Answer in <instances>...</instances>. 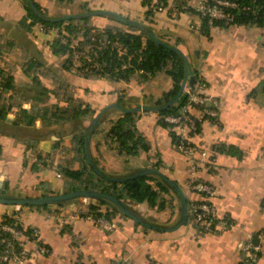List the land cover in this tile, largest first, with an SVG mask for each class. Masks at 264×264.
<instances>
[{
	"label": "crops",
	"instance_id": "obj_1",
	"mask_svg": "<svg viewBox=\"0 0 264 264\" xmlns=\"http://www.w3.org/2000/svg\"><path fill=\"white\" fill-rule=\"evenodd\" d=\"M33 1L49 18L106 10L143 24L187 57L190 68L206 81L208 93L219 100L220 110L217 121L205 120L193 138L210 156L194 172L176 150L172 129L159 124L155 111L136 112L135 124L148 150L135 156L119 154L117 143L106 133L124 112L112 105L121 99L126 110L154 106L172 89L171 77L165 70L146 79L138 73L127 82L85 77L77 66L65 67L64 55L53 53L50 29L45 31L41 23L30 28L22 24L26 0H0V82L6 77L11 81L10 88L0 83V106L9 108L6 119L0 120V184L9 194L65 191L61 168L84 166L73 138L85 133L92 118L106 107L89 145L91 158L104 173L122 177L142 168L157 169L182 188L190 203L201 198L188 188L192 175L217 191L213 200L217 221L208 234L198 232L189 221L172 231L145 228L121 212L113 215L116 228L111 231L84 216L70 220L72 212L86 211V203L19 210L0 204V217L13 216L36 228L50 247L48 255L35 256L30 263L240 264L237 244L250 239L259 247L256 264H264V92L255 91L264 80V26L231 24L206 33L199 11L203 0H166L165 7L149 17L143 0ZM111 19L92 16L88 25L121 27ZM36 80L46 91L35 90ZM79 106L94 115L58 121L51 114ZM26 116L34 117L29 125ZM158 203L164 207L147 201L130 206L152 224L174 226L180 218L176 194L161 193ZM28 249L33 250L34 244Z\"/></svg>",
	"mask_w": 264,
	"mask_h": 264
},
{
	"label": "trees",
	"instance_id": "obj_2",
	"mask_svg": "<svg viewBox=\"0 0 264 264\" xmlns=\"http://www.w3.org/2000/svg\"><path fill=\"white\" fill-rule=\"evenodd\" d=\"M64 2L68 0H58ZM241 5L250 6L248 12H241L239 10H226L230 16V20L213 19L208 16H202V27L206 33H209L212 27H225L231 24H257L264 26V0H238ZM44 14L41 7L33 0H26V17L22 20V24L30 28L32 24L41 23L48 27L58 28L60 33L65 32L68 39L67 44H61V39H56L52 42L51 48L54 54H68L69 57L65 60V67L70 68L72 65L71 54L69 51V43L77 38L78 34H82L89 42V36L93 32V28L88 25L90 18L84 17L80 19H60L49 18L46 21L40 18L34 11L32 5ZM143 4L147 7V16L153 14L155 3L153 0H143ZM166 5V0H164ZM154 7V8H153ZM45 15V14H44ZM46 16V15H45ZM112 19L126 26L125 29L109 28L100 30L99 36L105 37L108 41L105 46L100 49H95L93 54L94 61L88 65L97 64L96 68H91L92 73L83 74L85 77H106L112 80L130 81L135 74H140L142 78L146 79L150 75L165 70L171 77L173 87L169 92L163 94L162 98L155 102L154 106H161L172 100L179 92L181 83L186 74V66L183 57L174 50L159 44L148 33L137 30L131 24L120 19L112 17ZM30 19L29 24L27 20ZM152 32L151 29H149ZM159 38V37H158ZM160 39V38H159ZM162 40V39H160ZM163 41V40H162ZM167 43V42H166ZM123 52L121 53V51ZM190 68V66H189ZM84 69V66L81 68ZM143 72H140V71ZM191 76L194 77V83L199 78L198 74L190 68ZM4 88L11 87L9 77L4 78L0 82ZM39 92H44L46 89L41 86L40 82L36 80L34 85ZM255 91L264 92V80L260 83ZM187 101V94L183 93L179 101L165 110L158 112L160 115L159 124L163 127H170L171 125L165 120V117L170 114H178L179 108ZM119 104L122 106L123 102L120 99ZM8 107L0 106V120H5L8 113ZM25 114V111H22ZM89 108H74L71 112L62 109H56L51 114L56 120H80L84 117L92 116ZM136 113H123L120 118L114 121L109 128L106 136L112 141L116 142L119 149V154L135 156L140 151H147L148 145L144 137L136 127ZM27 124H31L34 117L26 116ZM45 119V117H44ZM171 137L176 144V132L171 131ZM76 144V150L79 155L83 156L84 166L80 169L61 168V174L66 178V186L64 192H72L80 189H94L100 192L110 194L121 200L130 210H134L130 206V202L141 203L147 201L151 206H158L163 208V203H158L161 193L170 194L173 190L165 181L156 175H144L124 182L108 181L97 176L93 168L90 167L86 161L85 156V133L73 138ZM93 160V159H92ZM97 165L98 162L93 160ZM35 169V168H34ZM7 188V186H6ZM73 201V200H72ZM66 203L59 204L63 207ZM188 206L191 204L188 202ZM104 201H99L95 204L89 203L86 206V211L81 212L82 216L87 214L93 218L103 217L112 219L113 215L118 211L114 206L108 205ZM106 206V210L102 211L101 207ZM37 208H47V206H36ZM135 213V212H134ZM136 214V213H135ZM139 216V215H138ZM4 222H13L14 218L10 216L4 217ZM24 228L26 234H32L34 228L23 226L20 222L19 228ZM46 245V244H45ZM17 247V246H16ZM47 248L50 249L48 245Z\"/></svg>",
	"mask_w": 264,
	"mask_h": 264
},
{
	"label": "built area",
	"instance_id": "obj_3",
	"mask_svg": "<svg viewBox=\"0 0 264 264\" xmlns=\"http://www.w3.org/2000/svg\"><path fill=\"white\" fill-rule=\"evenodd\" d=\"M156 4L154 10L160 11L165 7L164 0H153ZM250 6L241 5L238 0H203L199 11L201 16H208L213 19H224L229 21L230 16L226 10H239L248 12ZM46 31L52 27L41 25ZM62 34V36H61ZM58 33V38L67 44L66 33ZM89 42L81 40L80 43L73 41L69 43V53L73 60L80 61L84 73H92L91 68H96L93 54L95 49H100L108 42L105 37L94 33L89 36ZM77 41V40H76ZM140 72H143L142 70ZM184 93L187 94V101L179 108L178 114H170L165 120L171 125L172 131L176 132L178 137L175 144L176 150L181 153L188 161L192 172L202 166L203 162L210 160L208 150L197 146L193 138L200 133L201 124L205 120L216 122L219 116L220 102L208 93L206 81L199 76L192 86L188 83L185 86ZM209 162V161H208ZM190 191L201 196L199 201H193L188 206L189 223L194 226L198 232L208 234L215 230L217 221L216 207L213 200L216 198L217 191L212 184L196 179L193 175L188 181ZM80 211H74L70 214V220L81 217ZM13 217V216H10ZM93 220L104 229L111 231L116 228L113 219L103 217L93 218L87 214L84 216ZM13 222H4L5 218L0 217V263L31 264L30 261L35 256H46L50 249L41 241L39 231L34 228L32 234H26L24 228H19L20 221L13 217ZM24 226V225H23ZM34 244V249H28V245ZM17 246V247H16ZM240 252V264H256L259 247L254 245L250 239L240 241L237 244ZM36 264V263H34Z\"/></svg>",
	"mask_w": 264,
	"mask_h": 264
},
{
	"label": "water",
	"instance_id": "obj_4",
	"mask_svg": "<svg viewBox=\"0 0 264 264\" xmlns=\"http://www.w3.org/2000/svg\"><path fill=\"white\" fill-rule=\"evenodd\" d=\"M32 5V2H31ZM35 13L42 18L43 20L49 21L47 16L44 14L40 13L34 5H32ZM99 15H109L112 17H115L117 19H120L124 22H127L131 24L134 28H136L139 31H142L144 33H148L154 40H156L159 44H162L178 54H180L183 57L185 66H186V74L185 77L181 83L180 90L178 94L169 102L161 105V106H136L131 109H123V107L119 104H114L112 106L119 108L122 110L124 113H136L139 111H155L159 112L161 110H165L169 108L170 106L176 104L181 96L184 93L185 86L188 85L192 86L194 84V77L191 76L190 68H189V62L187 57L175 46L170 45L162 40H160L153 32L149 31V28L144 26L143 24L132 21L124 16H121L119 14H116L114 12L106 11V10H98V11H93V12H88V13H83V14H72L68 15L65 17H62L60 19H80V18H90L92 16H99ZM108 109V107L104 108L99 112L91 121L89 126L85 130V143H84V148H85V156H86V161L90 167L93 168L94 172L97 174V176L104 178L105 180L108 181H116V182H124L130 179H134L140 176L144 175H156L160 177L163 181H165L169 186H171L173 192L176 194V196L179 199L180 202V218L178 222L169 228L161 227L155 224H152L144 219H142L140 216L135 214L132 210H130L121 200L117 199L116 197L100 192L98 190L94 189H80L72 192H64L61 190L57 194H47V195H40V196H28L26 193L21 192L17 190L14 194H9L6 189L2 187V184H0V204L2 205H10V206H15L16 210H19L22 206H47V207H57L61 203L69 202L72 200L76 199H82L84 203L89 204L90 202L95 204L99 201H104L107 205H112L114 206L118 211H120L124 216L130 218L134 222L138 223L139 225L149 228V229H154V230H159V231H172L180 226L184 225L187 222L188 219V203H187V198L186 195L184 194L182 188L173 180L169 179L166 177L161 171L154 169V168H142L138 170L137 172L127 175V176H122V177H114L107 175L104 173L92 160L89 152V145H90V140L92 138V135L95 131V128L99 125L100 118L103 115V113Z\"/></svg>",
	"mask_w": 264,
	"mask_h": 264
},
{
	"label": "rangeland",
	"instance_id": "obj_5",
	"mask_svg": "<svg viewBox=\"0 0 264 264\" xmlns=\"http://www.w3.org/2000/svg\"><path fill=\"white\" fill-rule=\"evenodd\" d=\"M49 18V17H48ZM111 20H114V19H111ZM117 22V21H116ZM118 24H120L121 25V27H118V26H115V27H110V28H121V29H125L126 30V26L125 25H122L121 23H119V22H117ZM52 28H54V27H52ZM93 28V32H91V34H94V33H96V34H99V32H100V30H103V29H109V28H103V29H99V28H96V27H92ZM50 32H52V34L54 35L53 36V40H52V42L54 41V40H56V39H60V38H58L59 36L57 35V31H58V33L59 34H61L60 33V31H59V29L58 28H55L54 30L53 29H50L49 30ZM90 34V35H91ZM61 36H62V34H61ZM86 40V38L85 37H83V35L82 34H78L77 35V38L76 39H74L73 40V43H75V42H78V43H80L81 42V40ZM77 40V41H76ZM52 42L50 43V44H52ZM61 44H64L63 43V40L61 41ZM51 47V46H50ZM123 52V50L121 51V53ZM60 56L61 55H64L65 56V60L69 57V55L68 54H59ZM71 57V62H72V65L74 66H77V69L79 70V72L83 75V74H85L84 72H82L83 70L81 69L83 66H82V64H81V62L80 61H77V60H73V57L72 56H70ZM84 76V75H83ZM91 77H93V76H91ZM93 119V118H92ZM71 203H74V204H76V205H78V206H80L81 204H84V201L82 200V199H76V200H73V201H69L68 203H66L65 204V206H67V205H69V204H71Z\"/></svg>",
	"mask_w": 264,
	"mask_h": 264
}]
</instances>
